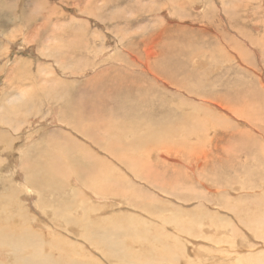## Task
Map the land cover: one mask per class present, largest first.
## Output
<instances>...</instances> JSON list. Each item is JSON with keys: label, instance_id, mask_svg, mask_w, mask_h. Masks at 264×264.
Segmentation results:
<instances>
[{"label": "rangeland", "instance_id": "obj_1", "mask_svg": "<svg viewBox=\"0 0 264 264\" xmlns=\"http://www.w3.org/2000/svg\"><path fill=\"white\" fill-rule=\"evenodd\" d=\"M29 2L34 3L35 7L37 6L36 10L33 6L29 9ZM39 2L42 4L39 5ZM87 2L88 0H11L8 4L12 7H9L0 17V135H3L0 136V144H3V149L8 150L6 154L4 150H1L0 174H10L12 172L11 167L16 166L17 168L22 157V166L24 165L29 169L27 174L33 173V171L36 173L42 171V165H46L47 171L43 170L44 173L42 172L40 176L45 179L49 178L54 188H48V191H44L43 198L44 200L47 199L46 201L56 200L51 196L54 193L55 196H53L57 197L56 201L60 202L62 197L67 198L66 195H71L67 190H72L79 184L76 181H71L73 178V171L71 170H75L76 166L69 163V158L73 156L72 153L77 154L75 149H79L83 153L78 155L84 156V160L89 159L87 162L92 163V167L101 172L95 173L96 175L116 173L118 179L130 183L126 189L128 192L136 194L138 205L149 202L147 205L150 209L148 210H151L153 205L150 203L157 198V201L162 202H159L160 205L167 209L164 215H170L171 204L177 205L182 210H193L195 206L202 203V205L205 204L208 212L217 210L216 207H213L216 206L215 202L212 201V206L210 201L211 198L218 199L219 195L215 196L209 192L212 185L216 186V183L212 179L214 173L208 169L214 168L223 173L222 178L228 181V184L222 181L217 186L221 195L229 196L230 200L232 199V204H237V207H244L245 209L249 207L250 209H247L249 210L250 221L253 223V228L257 230L255 234H252L251 231L248 234L245 233L244 227H242L245 226V223L242 222L239 223L240 234L231 237L227 234L222 235L221 231L216 232V230H209L205 227L204 230L207 232H196L191 235L192 241L195 242L199 251H189V253L194 254L196 252L198 258L202 256L204 258L205 250L221 252L222 247L218 245L222 243L226 244L229 253L231 252V257L228 256L229 260L223 264H247V259H250L248 264H264V116L261 117V112L262 114L264 112L261 109L255 110L260 106L264 108V0H91L89 4ZM61 13H64L62 17H60ZM16 14L22 20L30 16L34 20L31 23L24 20L23 26L25 28L22 30L15 21L7 22L4 19H11V16L16 17ZM46 18L52 19L50 24ZM68 18L71 19L70 21H78V23L73 24ZM98 18H101L100 20L104 23L100 22ZM44 21L47 23L46 25ZM55 21L56 23H54ZM65 24L69 26L66 27ZM239 31L243 35H247L245 36L246 39L238 37L237 32ZM25 36H28L27 40H25ZM86 37L87 39H85ZM87 43H90L89 45L99 44V47L102 46L107 49V53L101 54L100 59L105 60L110 57L111 62L105 61L98 68L91 67L93 61L90 58L88 62L85 58L78 62L76 58L80 55L79 53H85L83 49L86 50ZM107 46L108 48H106ZM67 51L70 56L67 55ZM72 54L76 56L73 55V57ZM136 54L141 60H134ZM147 61L151 68L145 66ZM110 66H113L112 69ZM13 67L14 69H12ZM103 67L105 68L102 69ZM155 73L161 76L163 80L157 79L153 75ZM234 95L238 96L237 101L233 100ZM199 97L204 100L207 99V101L197 111L189 102L191 101L194 106L199 101ZM150 99L152 102L160 99L166 104L162 110L153 103L154 112L175 111L177 104L182 106V100H189L183 105L184 107L182 106L183 109L179 110L184 113V117L187 116V119L179 123V126L184 127L185 125L186 134L199 132L198 138L204 143L201 144L200 149H190V146L199 144L200 140L195 139L194 136H186V138L182 136L180 142L178 139L175 140L180 146L186 148L183 150L184 152L178 151L180 156L172 157L165 154L160 156L161 158L151 156L149 158L153 160L151 165L147 164L143 167L138 162L140 166L137 164V170L140 168L142 172L138 174L133 170L131 164L117 162L111 158L113 154L108 153L106 155L105 152L98 151L95 146L106 147L115 152L116 156L122 154L128 157H141L140 160L146 159L147 157H144L146 145L142 143L145 142L146 133L152 128L139 130L137 125H141L142 121L149 118L150 114L144 113L149 111L150 103L148 100ZM120 101L124 102L121 103ZM221 101L222 103H220ZM225 102L233 104L235 108L245 107L246 104L250 110H255L256 113L254 115L247 114V118H241L232 110L225 108ZM134 103L145 107L144 115L138 118V122L136 120L127 122L125 116L130 112L134 113L131 109ZM128 105H131V110ZM186 108H189L187 112L184 110ZM195 113L202 119L198 116L196 119H191ZM176 115L179 117V112ZM162 121L165 122V118ZM162 121L160 123H163ZM209 122L210 124H208ZM87 129L91 130L87 131ZM193 130L195 131L193 132ZM1 131L3 132L1 133ZM4 131L9 134L5 132L4 135ZM81 132L85 133L84 136L81 135ZM138 134L139 138L137 137ZM210 139H213L211 142L214 149H212L210 142L206 141H210ZM92 140L96 145L92 144ZM175 141L171 140V144H175L172 143ZM76 142L79 144L78 147L84 149L75 148ZM165 142L170 143V141ZM141 144L142 147L144 146L143 148H141ZM90 150L98 151L101 160L97 157H90L89 153L96 155ZM197 150L199 156L206 154L205 159L208 158L211 161L204 163L202 160L200 166L189 168L190 166L184 159L187 160ZM239 152H245L247 153L245 155L250 156L251 162L249 163L250 160L246 162L252 166L246 162L242 164L241 158L243 157H239ZM68 153V158H66ZM84 170H86V166L78 167L79 173ZM20 171L22 173L18 180L25 182L26 170L20 169ZM48 171H54L57 175L54 177L52 176L54 174H50ZM199 176L202 181L198 180ZM155 177L157 186L163 184L162 187L159 186L163 192H157L158 190L149 184L148 181L153 182ZM218 177L221 179L220 176ZM76 179L74 177V180ZM229 180H234V182L230 183ZM240 183H244L249 190L245 187L241 188ZM2 184L0 183V195L7 194L6 187H3ZM35 187H28L30 199L27 198V201L32 204L33 210H36L38 216L43 218L41 208L35 204L37 199L31 198L32 188ZM172 190L180 195H171ZM84 192L89 198L94 199V196L87 189ZM124 193H120L119 197L116 195L106 196L107 202L104 200V203H101V216L103 214L107 221H103V225L99 221L96 223V220H89L90 225L84 222L82 232H88V235L93 236L92 231H107L111 236L114 234L112 237L119 239L118 241L123 242L126 247L135 242L136 249L131 250L129 248L128 252L132 254L127 256L128 258L126 257L128 260L135 261L133 262L135 264H137L136 262L145 264V261L148 260H150L148 264L151 262L153 264H166L169 261L167 256L170 255V252L164 258L161 250L160 255L158 252L154 253L151 252L152 250L146 251L144 249L145 244L146 246L151 243L157 244L153 241L158 235L157 225H155L157 230L148 235H146L148 233L147 228L142 227L144 233H140L139 237H134L137 240L134 238L125 239L123 230L121 231V224L114 225V229L111 228L113 221L109 219L110 216L115 218L116 222L123 213L130 211L136 213L130 209V205H126ZM91 201L94 203L92 199ZM1 202L0 210L7 207V205H1ZM110 202L111 204H109ZM51 203L54 204V202ZM68 203L76 204L72 203L71 198H69L63 205L66 206ZM181 209L179 210L181 211ZM6 211L0 215L2 222L0 225L8 224L10 219L8 214L12 211L10 207ZM85 213L87 215L92 214L88 209ZM220 213L226 214V212ZM159 214H161V210ZM255 218L263 221L261 228L255 227ZM48 219L47 217L46 220L40 219L39 221L47 225ZM4 220L7 222L5 221V223ZM50 220L48 223L51 225L52 221ZM122 221L118 219L117 223H122ZM183 223H187V221ZM160 226L162 228V225ZM58 227L59 224H57ZM167 228L172 230L171 225H168ZM192 228L199 229V225L193 224ZM61 234L66 238L65 240L75 239L81 242L80 244L84 242L78 239V234L71 233L77 238ZM204 235L208 236L209 239H206ZM82 237L81 235L80 238ZM151 237L153 238L151 239ZM65 240L56 243L63 254L74 255L73 258H83L84 251L80 250L81 252L75 253L74 250L77 247L67 245ZM118 241L117 243H119ZM112 243L116 244L115 241ZM167 243L168 247L171 248L168 250L171 251L175 241L169 238ZM90 247L86 248L90 250L89 255L93 259H88V264L91 262L95 264L98 259L103 264H112V260L106 261L111 248L109 243L104 241L103 234L98 238L96 237ZM95 247L100 248L101 251L96 253L98 251L95 250ZM139 250L141 251L139 252ZM165 252L167 253V251L162 253L166 254ZM229 253L227 254L229 255ZM243 255L248 256V258L237 260ZM216 257L218 262L213 264H220L221 258L219 255ZM110 258L113 259L112 251Z\"/></svg>", "mask_w": 264, "mask_h": 264}, {"label": "bare ground", "instance_id": "obj_2", "mask_svg": "<svg viewBox=\"0 0 264 264\" xmlns=\"http://www.w3.org/2000/svg\"><path fill=\"white\" fill-rule=\"evenodd\" d=\"M43 1V0H41ZM86 1V0H84ZM91 1V0H90ZM90 1L88 0L87 4L90 3ZM263 1V0H262ZM8 2H11V0H0V17L2 16L3 13H5L7 11V9H9V7L11 8L12 5H9ZM33 2V1H32ZM38 2V1H37ZM46 2V1H45ZM30 3V2H29ZM51 3V2H50ZM119 3V2H118ZM39 5L40 2L38 3ZM28 5V4H27ZM36 5V3H35ZM45 5V4H44ZM47 7H48V4L46 3ZM52 5V4H50ZM77 5V3H76ZM132 5V4H131ZM14 6V4H13ZM29 9L32 8V6L35 8L36 10V7L34 6V3H30L29 5ZM43 6V5H42ZM58 6V5H57ZM173 6V5H172ZM50 7V6H49ZM54 7V6H53ZM101 7V6H100ZM52 8V7H51ZM50 8V9H51ZM53 9V8H52ZM51 9V10H52ZM79 10V9H78ZM263 10V9H262ZM14 11V10H13ZM46 11V10H45ZM81 11V10H80ZM9 12V11H8ZM100 12V11H99ZM98 12V13H99ZM102 12V11H101ZM51 13V12H50ZM105 13V12H104ZM23 14V13H22ZM47 14V13H45ZM100 14V13H99ZM64 15V13H61L60 14V17H62ZM254 15V14H253ZM103 16V15H102ZM114 16V15H113ZM16 17H17V14H16ZM13 17L11 16V19L10 18H4L5 21L7 22H13L15 21L16 25L24 30V26H23V22L24 20H26L27 23H31L32 20H34L31 16L29 18H25L24 20H22L21 17ZM26 17V16H24ZM41 17V16H40ZM95 17V16H94ZM104 17V16H103ZM106 17V16H105ZM204 17V16H203ZM256 17V16H255ZM35 18V17H34ZM66 18V17H65ZM102 18V17H101ZM100 18V19H101ZM48 19V23L50 24V22L52 21V19L50 18H46ZM72 19V17H71ZM70 19V20H71ZM95 19V18H94ZM97 19V18H96ZM99 19V18H98ZM100 22H103L102 20H100ZM104 19V18H103ZM118 19V18H116ZM69 20V18H68ZM69 20V21H70ZM77 20V19H76ZM106 20V19H104ZM120 20V19H119ZM46 21V20H45ZM44 21V22H45ZM46 21V22H47ZM45 22V25L47 24ZM70 22H73V21H70ZM106 22V21H105ZM108 22V21H107ZM56 23V21L54 22ZM74 23H78V21L76 22H73ZM104 23V22H103ZM41 24V23H40ZM39 24V25H40ZM52 24V23H51ZM64 24V23H63ZM98 24V23H97ZM100 24V23H99ZM107 24V23H106ZM258 24V23H257ZM44 25V24H43ZM42 25V26H43ZM62 25V24H61ZM66 25V24H65ZM68 25V24H67ZM66 25V27H67ZM79 25V24H78ZM103 25V24H102ZM0 26H1V23H0ZM69 26V25H68ZM101 26V25H100ZM109 26V25H108ZM58 28V26H56ZM65 27V28H66ZM38 29V27H35ZM64 28V27H63ZM69 28V27H68ZM71 28V27H70ZM108 28V27H107ZM28 29V28H27ZM32 30H35L33 28H31ZM36 29V30H37ZM42 29V28H41ZM72 29V28H71ZM79 29V28H78ZM82 29V28H81ZM80 29V30H81ZM35 30V31H36ZM65 30V29H64ZM74 30V29H73ZM108 30V29H107ZM112 30V28H111ZM16 31V30H15ZM48 31V30H47ZM67 31V29H66ZM65 31V32H66ZM19 32V31H18ZM113 33V31H111ZM243 32V31H242ZM26 33V32H25ZM45 33V31H44ZM89 33V32H88ZM93 33V32H92ZM16 34V33H14ZM28 34V33H26ZM31 34V33H30ZM96 34V33H95ZM13 35V33H12ZM36 35V34H35ZM50 35V34H49ZM48 35V37H50ZM54 35V34H53ZM73 35V34H72ZM93 35V34H91ZM237 35L238 37H243L246 39L245 36L247 35H243L242 33L237 32ZM38 36V35H37ZM36 36V37H37ZM52 36V35H51ZM115 36V35H114ZM17 37V36H16ZM15 37V38H16ZM25 40H27L28 36H25ZM33 37V36H31ZM95 37V36H93ZM52 38V37H51ZM116 38V37H115ZM30 39V38H29ZM87 39V37L85 38ZM35 40V39H34ZM89 40V39H88ZM108 40V39H107ZM90 41V40H89ZM88 41V42H89ZM104 41V40H103ZM112 41H114L112 39ZM225 41V40H224ZM34 42V41H33ZM96 42V41H95ZM121 42V41H120ZM119 42V43H120ZM111 43V42H110ZM125 43V42H124ZM230 43V42H229ZM3 44V42H2ZM71 44V43H70ZM90 43H87L86 44V50L83 49L85 51V53H79L80 55L78 56V58H76V60L79 62L80 60L82 59H87V62L89 61V58L90 60L93 61V64L91 67H95V68H98L103 62L105 63L106 62H111V58L109 57L108 59H105V60H101L100 59V56L101 54H105L107 53V49H104L102 46L99 47L98 45L99 44H94V45H89ZM92 44V43H91ZM228 44V43H227ZM108 48V46L106 47ZM123 48V47H122ZM76 49V48H75ZM145 49V48H144ZM166 49V48H165ZM65 50V49H64ZM69 50V49H68ZM74 50V49H73ZM78 50V49H77ZM66 51V50H65ZM182 51V50H181ZM63 52V51H62ZM68 52V51H67ZM72 52V51H71ZM60 53V52H59ZM78 53V52H77ZM135 53V52H134ZM180 53V52H179ZM54 54V53H53ZM66 54V53H65ZM69 54V52L67 53V55ZM130 54V53H129ZM166 54V53H165ZM66 55V56H67ZM76 56L75 54H72V56ZM131 55V54H130ZM237 55V54H236ZM70 56V54H69ZM73 56V57H74ZM147 56V54H146ZM159 56V55H158ZM67 58V57H65ZM73 59V58H72ZM111 59V60H110ZM169 59V58H168ZM134 60H141L137 57V54H136V58H134ZM133 60V62H135ZM75 61V59H74ZM83 61V60H82ZM76 62V61H75ZM97 62V63H95ZM132 62V60H131ZM140 62V61H139ZM91 63V62H90ZM137 66H138V62L136 63ZM143 64V63H142ZM84 65V64H83ZM108 65V64H107ZM113 65V64H112ZM106 66V65H105ZM109 66V65H108ZM136 66V67H137ZM145 66L147 68H151L150 67V63L147 61L145 62ZM15 67V66H14ZM14 67L12 69H14ZM88 67V66H87ZM111 67V66H110ZM113 67V66H112ZM111 67V69H112ZM165 67V66H164ZM90 68V67H89ZM105 67H103L102 69H104ZM138 68V67H137ZM87 69V68H86ZM109 69V68H107ZM141 69V68H140ZM186 69V68H185ZM91 70V69H90ZM142 70V69H141ZM146 70V69H145ZM150 72V71H149ZM174 72V71H173ZM96 73V72H95ZM209 73V72H208ZM155 77H157V79H159L161 81L162 77L161 76H158V74H153ZM165 76V75H164ZM130 77V76H129ZM210 77V76H209ZM175 79V78H173ZM157 80V81H159ZM163 80V79H162ZM176 80V79H175ZM129 82V81H128ZM168 82V81H167ZM174 82V81H172ZM166 83V82H165ZM168 84V83H167ZM171 86V84H169ZM206 85V84H205ZM130 86V85H129ZM134 86V85H133ZM132 86V87H133ZM181 87V86H180ZM134 89V88H133ZM210 89V88H209ZM184 91V90H182ZM188 91V90H187ZM211 91V90H210ZM191 92V91H190ZM239 92V91H238ZM147 93V92H146ZM192 93H196V92H192ZM244 93V91H243ZM180 94V92H179ZM235 94V93H233ZM128 96V94H127ZM199 96V95H198ZM218 96V95H217ZM235 96V95H234ZM194 97V96H193ZM225 97V96H224ZM125 98V97H124ZM127 98V97H126ZM262 98V97H261ZM120 99V98H119ZM118 99V100H119ZM199 101L196 102V104H194L193 106V103L187 99H184L182 100L183 103H182V106L185 105L186 102H189V104L195 108L196 110L201 107L202 108V105H205V101L204 99H201V97L198 98ZM238 99V96L236 95L235 98H233L234 101H237ZM131 100V99H130ZM223 100V99H222ZM140 101V100H139ZM142 101V100H141ZM149 103H150V106L148 107V110L146 113L144 114H147L149 113V118L145 121H142L141 125L138 124L137 125V128L140 129H147L148 127L152 128V129H149V132L146 133L145 135V142H143L142 144L146 145L144 148H145V156L144 157H147L146 159L144 160H140L139 158L141 157H128L127 155H122V154H119L118 156H116L117 154L115 152H112L111 150H108L106 147L105 148H102L100 147L99 145H96V143L92 140V144L93 145H96L95 147L98 148V151L100 152H105L104 154H113L110 155L112 156L111 158L113 160H116L117 162H123L124 164H131L132 165V168L133 170L136 172V173H142L140 168H138L137 170V164L138 162L140 163L141 166H146L147 164H152V159H149L151 156H155L156 158H161L160 156L162 155H170V156H180L179 153L181 151H183L184 149L186 148H183L182 146H180L175 140L178 139V142H180V138L183 136L186 138V136H189V137H193L195 139H199V132L197 134H193V133H189V134H186V127L184 125V127H180L179 123H181L183 120L187 119V116L184 117V113H182L181 111H179L180 109H183L181 104H177L176 105V110L175 111H158V112H154L153 111V107L154 105L157 106L158 108H163L166 107V104L158 99L156 101H151L148 100ZM229 101V100H228ZM262 101V100H261ZM48 102V101H47ZM121 103L124 102V101H120ZM216 102V101H215ZM224 102V101H223ZM230 102V101H229ZM258 102V101H257ZM154 103V105H153ZM222 103V101L220 102ZM120 104V103H118ZM224 104V103H223ZM132 105V104H131ZM130 105V106H131ZM174 105V104H173ZM130 106L128 105L129 109H130ZM225 108L229 109V110H232L233 112H235L236 114H238L241 118H247L246 115L247 114H250V115H254V113H256L255 110H258L261 109L263 112H264V108H256L255 110H250L248 108V106L245 104V107H242V108H235L233 104H229L228 102H225L224 104ZM223 106V107H224ZM184 107V106H183ZM186 107V106H185ZM145 107L139 105L138 103H134L132 106H131V109L132 111L135 113H132L130 112L129 114H127L125 116V119L127 122H132L133 120H136L137 122L139 121L138 118L140 117H143V111L145 110L144 109ZM205 108V107H204ZM128 109V110H129ZM130 109V110H131ZM174 109V108H173ZM187 109L189 108H186L184 110H186V112L188 111ZM207 109H209L207 107ZM122 110V109H121ZM183 110V112H184ZM198 111V110H197ZM151 112V113H150ZM179 112V117H177L176 113ZM211 112V111H210ZM124 113V112H123ZM128 113V112H127ZM200 113V112H199ZM205 113V112H204ZM212 114V113H211ZM233 114V113H232ZM261 117L264 116V113L262 114L261 112ZM196 116H198V114H193L191 119L192 118H195L196 119ZM204 116V115H203ZM249 116V115H248ZM200 117V116H198ZM197 117V118H198ZM209 117V116H208ZM250 117V116H249ZM260 117V118H261ZM132 118V119H130ZM165 118V122L162 121V119ZM176 118H178V120H176ZM201 118V117H200ZM202 119V118H201ZM142 120V119H140ZM144 120V119H143ZM263 120V119H262ZM163 122V123H160V122ZM195 121V120H194ZM198 121V120H197ZM248 121V120H246ZM250 121V120H249ZM257 120H255L256 122ZM189 122V121H188ZM135 123V122H134ZM207 123V122H206ZM258 123V122H256ZM210 124V122L208 123ZM213 124V122H212ZM196 125V123H195ZM257 125V124H256ZM260 125V124H259ZM264 125V123H263ZM187 126V125H186ZM194 126V125H192ZM200 126V125H199ZM204 126V124L202 125V127ZM135 127V126H134ZM78 128V127H77ZM81 128V127H80ZM96 128V127H95ZM193 128V127H191ZM195 128V126H194ZM193 128V129H194ZM208 129L209 126H207ZM83 129V128H82ZM86 129V128H85ZM1 130V129H0ZM4 130V129H3ZM88 130H91V129H87ZM137 131V130H136ZM192 131V130H191ZM195 130H193L194 132ZM211 131V130H210ZM3 131H1L2 133ZM5 132L4 131V135H5ZM83 132V131H82ZM81 132V135L83 134ZM91 132V131H89ZM88 132V133H89ZM96 132V131H94ZM7 133V132H6ZM77 133V132H76ZM80 133V131H79ZM93 133V132H92ZM97 133V132H96ZM9 134V133H7ZM85 134V133H84ZM83 134V136H84ZM87 134V133H86ZM90 134V133H89ZM88 134V135H89ZM74 135V134H73ZM93 135V134H92ZM0 136H3V135H0ZM90 136V135H89ZM117 136V135H116ZM75 137V136H73ZM109 137V136H108ZM137 137L139 138V134L137 135ZM144 137V136H143ZM213 137V136H212ZM100 138V137H98ZM9 139V138H8ZM189 139V138H188ZM193 139V138H192ZM5 140V139H4ZM24 140V139H23ZM171 140L172 141H175V142H172V143H175V144H171ZM191 140V139H190ZM200 140V139H199ZM204 140V138H203ZM213 139H210L209 140H206L208 142H210L211 144V147L212 149H214L213 147V144H212V141ZM165 141H170V143H166ZM204 143V141L200 140L199 144L195 145V146H190V149L191 148H196V149H200V146L201 144ZM67 144V143H66ZM142 144H141V148L142 147ZM78 142H76L74 144V147L75 148H80L78 147ZM82 145V144H81ZM3 144H0V153H1V150H4L5 154L8 153V150L7 149H3ZM9 147V146H8ZM84 147V146H83ZM94 147V146H93ZM12 148V147H10ZM14 148V147H13ZM12 148V149H13ZM70 148V147H69ZM240 148V147H239ZM80 149H84V148H80ZM139 149V148H138ZM211 149V148H209ZM211 149V150H212ZM86 150V149H85ZM31 151V150H30ZM70 151V150H69ZM92 151V150H90ZM98 151H92L93 153H96V155L94 156L93 154L89 153L90 157L94 158V157H97L99 160H101L99 157V153H97ZM180 151V152H178ZM75 152L77 154H74L72 153L73 156H71L69 158V163H73V165L76 166L75 170H71L73 171V178L71 181H76L78 184V186L72 190H67L68 188L66 187V190L67 192L71 193V195H66L67 198L65 197H62L60 202L59 201H56L57 200V197H54L55 194L52 193V197L55 198L56 200H52V201H46L47 199L44 200L43 198V193L44 191H48V188H52L53 185L52 182H50L49 178L48 179H45L44 177H41L40 174L43 172V170L47 171L46 170V165H42V168L43 170L42 171H39V172H35L33 171V173H30V174H27L29 171V169L26 168V166H22V159L23 157L21 158V163L19 164V166L16 168V166H14V168L11 167L12 169V172L10 174H7V173H4V174H0V183H3L2 186L3 187H6L5 189L7 190V194H4V195H0V201L1 202V205H7L6 208H2L0 210V215L6 213L7 211V208L10 207L11 208V213H9L8 215L10 216V219L8 221V224L6 223L7 220H4V222L6 223V225H0V264H88V259H93L92 256L89 255V252L90 250H88L87 248H91L90 247V244H93V240L97 237H100L102 236L103 234V238H104V241L105 242H108L109 243V247L113 250L110 249V252L107 256V260H112V264H135L133 262L135 261H132V260H128L126 259L127 256L131 255L132 253H129V248L132 250V249H136V246H135V242H131L132 244L129 245V247H126L125 245H123L124 243L123 242H120L118 241L117 239H114L112 236L114 235H109V232L107 231H92V235H88L89 233L86 232H82V229L84 228V225L83 223L84 222H87L88 225H90V221H95L96 220V223L99 221L102 223L103 225V221H105V217L101 216V203L103 204L104 203V200L108 199L106 196H115L116 197L120 196V193H123V196L126 198L125 199V203L126 205H130V209H133L136 213L130 211L128 213H123L121 214V216H119V221L120 220H123L122 223H117L118 222V219L117 221L115 222V220L113 219V217H109V219H111L113 222L111 223L112 225V229L114 225L116 224H121L122 227H121V231L123 230V235L125 236L124 238L125 239H129V238H134V237H139L140 236V233H144L142 231V227H145L147 228V232L146 235L148 234H152L155 230H157V227H158V235L155 237V239H153L154 242H156L157 244H149L146 246L145 244V247L144 249L149 250L151 252H158L160 254V250H161V254H162V257L164 256V258H166V256L169 254L170 252V255H168L167 257H169V261L170 263L172 264H195L196 262H198V264H213L215 262H218L217 260V257L219 255V258L220 259V264H223L225 261L227 262L229 260V257H231V252L229 253V248H227V245L226 244H222V243H219V247H222V249L220 250L221 252L217 253L216 251H213V250H205L206 252V255L201 257V258H198L196 255L197 253L194 252L193 253H189L190 252H193V251H199L198 247L195 246V242L192 241L193 238H191V235L195 234L196 232H201V233H204V232H207L204 230V228L206 227L207 229L209 230H216V232H222V235H229L231 237H234V236H237L240 234V225L239 223H242L244 222L245 223V226H242L244 227V230H245V233H249L250 231L252 232V234H255L256 233V230L255 228H253V223L252 221H250V217H249V210L247 208L246 209L243 207V208H240V207H237L236 205L232 204L229 196H224L221 195V192L220 190L217 188L218 185H220L219 183H222V181L226 182L228 184V181L225 180V178H222V174L221 172H218L217 170H215L214 168H209L208 171H212L214 174H212V179H213V182L216 183V186H213L210 188L209 192L213 193L215 196L216 195H219L218 199H212L211 198V201H210V205L213 206L212 201L215 202L216 206H213V207H216L217 210L215 212H208V209L207 207L204 205H202V203H200L199 205L195 206L193 208V210L189 209V210H182L181 208H179L177 205H173L171 204L170 206H174L173 208L171 207V213L170 215H164V212L167 211L166 208H164V206L162 207L160 205L159 202L161 201H157L156 199H153L154 201L151 202L150 204L153 205V208L151 210H148L150 209V207L147 205L149 202H146V203H142L140 205L137 204V200H136V194L134 192H128V190L126 189V186L129 187L130 186V183L128 181H123V180H120L116 177V173L114 172H111V175L107 174L106 175H96L95 173H101L99 172L97 169H95V167H92V163H89L87 162V158L86 160H84V156L82 155H78L80 153H83V151H80L79 149H75ZM85 152V151H84ZM184 152V151H183ZM204 152V151H203ZM211 152V151H210ZM209 152V153H210ZM214 152V151H213ZM67 153V152H65ZM155 153V154H154ZM212 153V152H211ZM63 154V153H62ZM247 153L245 152H239V157H243L241 158L242 159V164H244V162L246 161H249L250 160V156L248 155H245ZM13 155V154H12ZM68 154H66V158H68ZM98 155V156H97ZM8 156V155H7ZM10 156V155H9ZM206 154H203V156H199V151H195L192 153V155L189 156V158L187 160H185L184 158V161L187 162V164L190 166L189 168H194V167H198L201 165V161L204 160V163L206 162H210L211 159H208L206 158ZM213 157V156H212ZM258 157V156H257ZM10 158V157H9ZM34 158V157H33ZM154 158V157H153ZM155 158V159H156ZM182 159V160H183ZM260 159V158H259ZM12 160V159H10ZM43 161V160H42ZM95 161V160H94ZM93 161V162H94ZM98 161V160H97ZM103 161V159H102ZM101 161V162H102ZM106 161V160H105ZM92 162V161H91ZM100 162V163H101ZM251 162V160L249 161V163ZM260 162V161H259ZM87 163V164H85ZM109 163V162H108ZM248 163V162H246ZM245 163V164H246ZM248 163V164H249ZM254 164V163H253ZM81 165H84L86 166V170L82 171V172H78V167L81 166ZM139 165V164H138ZM139 165V166H140ZM219 165V164H217ZM252 166V164H249ZM10 166V165H9ZM13 166V165H12ZM9 168V167H8ZM20 169H23V170H26V174H25V182H22L20 180H18V177L21 176V171ZM49 169V168H48ZM73 169V167H72ZM143 169V168H141ZM1 170V169H0ZM3 170V169H2ZM151 170V169H150ZM92 171V172H91ZM112 171V170H111ZM221 171V170H220ZM49 172V171H48ZM159 172V171H158ZM44 173V172H43ZM46 173V172H45ZM50 174H54L52 176L55 177V174L54 171L52 172H49ZM118 173H121L118 171ZM151 173V172H150ZM157 173V172H155ZM206 173V172H205ZM71 174V175H72ZM164 174V173H163ZM245 174V172H244ZM29 175V177H28ZM160 175V174H159ZM221 177V179L218 177V176ZM69 176V175H67ZM74 177H76L77 179L74 180ZM158 178V177H157ZM67 179V178H66ZM164 179V178H163ZM229 179V178H228ZM199 181H202V179L198 178ZM157 179L155 177L154 181H148L149 184L153 187V188H156L158 191L157 192H163V189H161L159 186H163V184L157 186L156 184H158L157 182ZM162 181V180H160ZM164 181V180H163ZM162 181V182H163ZM66 182V181H65ZM159 182V181H158ZM161 182V183H162ZM230 183H233L234 180H229ZM264 182V181H263ZM56 183V182H55ZM54 183V184H55ZM61 183H64V182H61ZM60 183V184H61ZM70 183V182H69ZM68 183V184H69ZM156 183V184H155ZM202 183V182H201ZM58 184V182H57ZM56 184V185H57ZM59 184V185H60ZM65 184V183H64ZM71 184V183H70ZM75 184V182H74ZM160 184V183H159ZM208 184V183H207ZM10 185V187H9ZM55 185V186H56ZM63 185V184H62ZM238 185V184H237ZM250 185V184H249ZM32 187V186H36L35 188H32L33 189V192H32V196L31 198H36L37 202H35V204L37 206H39L42 210V213H41V216L43 218H40V216H38L37 212H35L33 210L34 207H32V204L29 203L27 201V198L28 197V192H29V188ZM205 186V185H204ZM208 186V185H207ZM59 187V186H58ZM64 187V186H63ZM63 187H61V189H63ZM240 187H245V184L244 183H240ZM47 188V189H46ZM54 188V187H53ZM164 188V187H163ZM247 190H249L248 187H245ZM4 189V190H5ZM65 189V187H64ZM86 189L92 194V196H94V199L93 198H89L88 195L85 194L84 191H86ZM155 189V190H156ZM255 189V188H254ZM57 190V189H56ZM54 190V191H56ZM251 190V189H250ZM50 192V191H49ZM174 190L171 191V195L173 196H179L180 194L178 192H175ZM252 192V190H251ZM46 193V192H45ZM48 193V192H47ZM60 193V192H59ZM65 194V193H64ZM54 195V196H53ZM206 195V194H205ZM204 195V196H205ZM47 196V195H46ZM45 196V197H46ZM60 196V195H59ZM166 196V195H165ZM169 197V195H167ZM199 196V195H197ZM24 197V198H23ZM99 197V198H98ZM128 197V198H127ZM23 198V199H22ZM52 198V199H53ZM69 198H71V202L72 203H76V204H71V203H68L66 206L63 205V203H66ZM115 198V197H114ZM113 198V199H114ZM210 198V197H209ZM248 198V197H247ZM23 201H22V200ZM30 199V198H29ZM91 199L93 200L94 203H91ZM50 200V198H49ZM85 200L87 201L85 203ZM97 200V201H96ZM122 200V199H121ZM243 200H246V198ZM31 201V200H30ZM35 201V199H34ZM118 201V200H116ZM5 202V203H4ZM51 202H54V204H52ZM63 202V203H62ZM107 202V200H106ZM123 202V201H122ZM33 203V202H32ZM61 203V204H59ZM116 203V202H115ZM162 203V202H161ZM234 203V202H233ZM48 204V206H47ZM111 204V202L109 203ZM118 204V203H116ZM115 204V205H116ZM120 204V203H119ZM124 204V203H123ZM122 205V204H121ZM125 205V206H126ZM249 206V205H248ZM106 207V206H104ZM116 207V206H115ZM246 207V206H245ZM1 208V207H0ZM113 208V207H112ZM160 208V209H159ZM36 209V207H35ZM86 209H88L89 211L92 212V214L90 215H87L85 213ZM173 209V211H172ZM181 209V211L179 210ZM250 209V208H249ZM38 210V208H37ZM161 210V214H159V211ZM179 210V211H177ZM103 211V210H102ZM140 211V212H139ZM9 212V211H8ZM81 212H83V215H81ZM88 212V211H87ZM220 212H226V214H221ZM252 212V211H251ZM81 215V217L79 218V215ZM251 214V213H250ZM243 215V217H242ZM165 216V217H164ZM47 217L49 219H51L50 221L51 222V225L48 223V220L46 221L47 222V225L46 224H42L40 222L42 221H39L40 219H47ZM89 217V218H88ZM212 217H214L215 219H213ZM256 217V216H255ZM40 218V219H38ZM145 218H148V219H145ZM90 220V221H89ZM253 220V219H252ZM13 221V222H12ZM107 221V220H106ZM187 221V223H183ZM1 222V221H0ZM2 223V222H1ZM95 223V222H94ZM216 223V224H215ZM263 223V221L259 220L258 218H255L254 219V224H255V227L257 228H261V224ZM57 224H59V227L57 228ZM99 224V223H98ZM107 224L110 225V223L107 222ZM193 224H198L199 225V229H194L192 228ZM96 225V224H95ZM157 225V227L155 226ZM162 225V228L161 226ZM168 225H171L172 226V230H168ZM99 226V225H98ZM105 226H106V223H105ZM118 226V225H117ZM116 226V227H117ZM120 226V225H119ZM118 226V227H119ZM107 227V226H106ZM115 227V226H114ZM101 228V227H100ZM164 228V229H163ZM170 228V227H169ZM213 228V229H212ZM86 229V228H85ZM163 229V230H162ZM107 230V229H106ZM144 230V229H143ZM196 230V231H195ZM58 231H60L61 233L65 234V235H69L70 237L77 235L78 234V239L80 240H83L84 242H82V244H80L81 242H79L78 240H65L66 238L61 234L59 233ZM88 231H90L88 229ZM111 231V230H110ZM113 232V231H112ZM71 233H74L73 235H71ZM108 233V234H107ZM111 233V232H110ZM209 234V233H208ZM259 234V233H258ZM83 236L82 238H80V236ZM144 236V234H143ZM154 237V236H153ZM151 237V239L153 238ZM204 237L206 239H209L208 236H205ZM77 238V237H75ZM123 238V239H124ZM169 238L173 239L175 241L174 243V248L170 251L168 249H171L168 247V243H167V240H169ZM182 238V240H181ZM199 238V237H197ZM217 238H222V237H217ZM237 238V237H236ZM122 239V240H123ZM131 239V240H132ZM141 239V238H140ZM139 239V240H140ZM149 239V238H148ZM223 240L225 238H222ZM221 239V240H222ZM65 240L66 244L69 245V246H73V247H77L75 248L74 252L75 253H78L80 250H83L84 251V254L82 255L83 258H73L74 255H64L62 250L59 249L57 246H56V243L58 242H61ZM119 243H117V241ZM121 240V241H122ZM134 240H137L136 238H134ZM184 240V241H183ZM116 242L115 243H112V242ZM143 241V240H141ZM140 241V242H141ZM228 241V240H227ZM210 243V241H208ZM236 242V240H235ZM88 243L89 246H88ZM112 243V244H111ZM126 243V242H125ZM129 243V242H128ZM139 243V242H138ZM137 243V244H138ZM145 243V242H144ZM143 243V244H144ZM61 244V243H60ZM200 244V243H199ZM80 245V246H79ZM141 245V244H139ZM138 245V246H139ZM217 245V244H216ZM61 246V245H60ZM96 246V245H95ZM214 246V245H212ZM87 247V248H86ZM96 248V247H95ZM94 248V249H95ZM142 248V246H141ZM235 248V247H233ZM143 249V248H142ZM141 249V250H142ZM215 249V248H214ZM95 250H97L98 252L96 253H99L101 250L100 248H96ZM139 250V252L141 251ZM82 251V252H83ZM111 251H112V258H110V255H111ZM163 251H167L166 254L162 253ZM81 252V251H80ZM135 252V251H134ZM137 252V251H136ZM137 252V253H139ZM144 252V251H143ZM229 253V255L227 254ZM93 254V253H92ZM143 254V253H142ZM153 254V253H152ZM160 254V255H161ZM95 255V254H94ZM148 255V254H147ZM200 255V254H199ZM100 256H101V253H100ZM141 256V255H139ZM145 256V254H144ZM229 256V257H228ZM233 256V255H232ZM250 256V255H249ZM75 257V256H74ZM88 257V258H87ZM236 257V256H235ZM244 257V258H243ZM99 258V257H98ZM128 258V257H127ZM248 258V256L246 257V255H243V256H240L237 260H246ZM147 259H149V257H147ZM223 259H226L223 261ZM94 260L95 257H94ZM93 260V261H94ZM97 262L95 264H103L102 261H100L99 259L96 260ZM150 261V260H148ZM148 261H145V264H148ZM161 261V260H160ZM250 259H247V262L249 263ZM109 262V261H108ZM111 262V261H110ZM166 262V264L168 263ZM237 262V261H236ZM246 262V263H247ZM90 263V262H89ZM93 262H91L92 264ZM137 264H140L138 262H136ZM164 263V262H163ZM169 263V264H170ZM247 263V264H248ZM149 264H153L152 262L149 263ZM156 264V263H154Z\"/></svg>", "mask_w": 264, "mask_h": 264}]
</instances>
